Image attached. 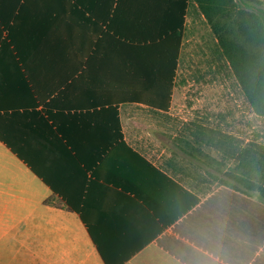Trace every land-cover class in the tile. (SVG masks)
<instances>
[{
	"label": "crops",
	"instance_id": "1",
	"mask_svg": "<svg viewBox=\"0 0 264 264\" xmlns=\"http://www.w3.org/2000/svg\"><path fill=\"white\" fill-rule=\"evenodd\" d=\"M181 3L0 0V133L48 182L0 139V264H264L257 141L173 108L180 61L150 107Z\"/></svg>",
	"mask_w": 264,
	"mask_h": 264
},
{
	"label": "rangeland",
	"instance_id": "2",
	"mask_svg": "<svg viewBox=\"0 0 264 264\" xmlns=\"http://www.w3.org/2000/svg\"><path fill=\"white\" fill-rule=\"evenodd\" d=\"M242 16L241 10H234L233 17L240 20ZM222 28L231 29L233 34L224 35ZM239 33L236 22L229 19L225 12L209 17L199 7L191 12L184 36L173 108H205L212 122L219 123L226 130L241 131L244 139L257 141L261 151L264 148V117L254 113V106L234 66V54L227 52L225 42L228 38L232 39L238 45H235V52H243V55L257 53L263 61L264 45L252 46ZM255 58L258 60L257 57L253 60ZM256 169L252 175L244 169L241 177L258 188H264V158L261 155ZM237 183L244 186L240 181ZM214 184L215 180L211 177V186L205 187V190L211 189Z\"/></svg>",
	"mask_w": 264,
	"mask_h": 264
},
{
	"label": "trees",
	"instance_id": "3",
	"mask_svg": "<svg viewBox=\"0 0 264 264\" xmlns=\"http://www.w3.org/2000/svg\"><path fill=\"white\" fill-rule=\"evenodd\" d=\"M174 2H170V7H173ZM176 3V2H175ZM197 5L200 10L207 16H219L220 13L225 12V14L236 22L239 30V35L245 38L246 42L252 46H261L264 45V2L263 0H197ZM190 2L189 0H182L181 10L179 11V18H176V23H174L173 15L176 14L174 10L171 11L170 25L165 32L160 33L158 36L150 38L152 40L158 39L161 35L166 37V41L171 42L173 45V63H172V76H171V92L165 99L163 104H152V108H171L174 81L177 76L176 71L178 69V62L181 60L182 48L184 44V36L186 32V16L188 15V8ZM174 7L176 5L174 4ZM234 10H241L244 16L238 20L234 16ZM174 11V12H173ZM223 19V18H221ZM224 35L233 34L231 29L222 28ZM226 50L228 53L234 54L233 61H236L234 64L237 67V72L239 78L242 81V84L245 87L247 95L250 99V102L254 106V112L264 117V61L261 55L257 53L250 52V54L243 52H235V47L238 46L232 39H226L225 42ZM236 45V46H235ZM231 57V56H230ZM254 57H257L258 60H253ZM244 63L247 64L244 66ZM117 108V107H112ZM0 139L4 141L18 156L24 160L33 171L41 177L47 184L46 178L43 176V173L37 169L26 157L25 155L17 149L11 142L0 133ZM261 148V147H259ZM259 155L264 158V148L260 151ZM241 182L244 186L240 184H232V187L235 189L249 195L256 197L259 201L264 203V188H258V186L250 180H247L243 177L238 178V182ZM206 194V193H204ZM62 197L67 203L69 209L81 213L80 207H78L77 202L69 198L67 194H63ZM200 201V198L196 196V204Z\"/></svg>",
	"mask_w": 264,
	"mask_h": 264
}]
</instances>
